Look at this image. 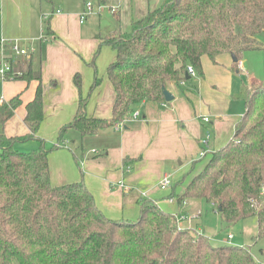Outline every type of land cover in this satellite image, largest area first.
Masks as SVG:
<instances>
[{
  "label": "trees",
  "instance_id": "1",
  "mask_svg": "<svg viewBox=\"0 0 264 264\" xmlns=\"http://www.w3.org/2000/svg\"><path fill=\"white\" fill-rule=\"evenodd\" d=\"M262 38L264 0H166L134 22L130 34L102 44L117 54L108 68L116 94L112 118L87 117V99L81 98L76 118L61 130L60 139L69 128L85 137L124 124L145 102L167 104L164 91L171 84L193 80L187 78L189 67L202 77L205 56L217 62L229 55L239 63L245 51L262 49ZM18 69L23 72L19 79L39 86L27 106V136L4 132L22 103L20 96L0 103V264H257L251 248L215 245L181 228L177 216L151 201L142 204L137 221L111 220L83 182L54 186L48 150L16 148L35 139L44 119L40 73L25 64ZM100 82L95 76L91 89ZM75 84L80 90L78 76ZM235 97L246 102V111L233 139L211 155L178 202L199 199L213 206L226 228L255 217L259 241L264 239V86H245Z\"/></svg>",
  "mask_w": 264,
  "mask_h": 264
},
{
  "label": "crops",
  "instance_id": "2",
  "mask_svg": "<svg viewBox=\"0 0 264 264\" xmlns=\"http://www.w3.org/2000/svg\"><path fill=\"white\" fill-rule=\"evenodd\" d=\"M165 1L0 0V39L16 40L23 48L34 50L30 57L15 59L40 73L43 89V122L35 139L18 145L31 151L44 146L52 184L83 182L106 218L137 221L142 204L151 201L177 216L181 228L203 234L213 243L216 226L203 218L204 202L187 199L179 204L178 198L207 165L208 161H201L233 139L246 111V102L235 96L245 86L252 89L263 85L246 69L242 57L244 71L229 55L218 57L217 62L205 56L202 77L197 75L181 86L171 84L168 91L173 101L142 103L124 124L85 137L69 128L60 139L61 130L76 118L81 98L87 99V117L112 118L116 94L108 68L117 54L102 44L111 37L130 34L134 22ZM88 2L93 3L94 11L82 21ZM112 8L117 11L111 12ZM77 76L80 90L75 84ZM95 76L101 82L92 90ZM38 86L37 81L22 79L0 82V103L16 96L22 102L5 125L8 137L31 134L25 118ZM205 117L209 123L204 122ZM208 132L211 136L204 145ZM165 177L171 183L163 188ZM234 239L227 237L223 244H232Z\"/></svg>",
  "mask_w": 264,
  "mask_h": 264
},
{
  "label": "rangeland",
  "instance_id": "3",
  "mask_svg": "<svg viewBox=\"0 0 264 264\" xmlns=\"http://www.w3.org/2000/svg\"><path fill=\"white\" fill-rule=\"evenodd\" d=\"M261 42L263 44L262 49L245 51L241 57L246 69L250 71L252 76L256 77L261 84L264 85V38H262ZM242 77L245 80L247 79L244 75H242ZM16 148L24 152L31 151L29 149H32L24 147L22 144H17ZM209 160L210 158L208 157L201 161V163L205 164L207 161L209 162ZM202 216L203 218L206 217L208 220L215 223V233L217 235L211 236V238L214 239L213 244L218 246L224 245L223 243L226 242L228 235L232 233L235 237L233 243L231 244L232 246H246L251 248V252L255 257L257 264H264V256L261 253V250L264 249V239L259 241H256L255 239L258 234V224L255 217L240 222L230 228H226V226L219 220V217L214 213L211 205H208L207 203L203 204ZM195 228L196 225L194 226V229Z\"/></svg>",
  "mask_w": 264,
  "mask_h": 264
},
{
  "label": "built area",
  "instance_id": "4",
  "mask_svg": "<svg viewBox=\"0 0 264 264\" xmlns=\"http://www.w3.org/2000/svg\"><path fill=\"white\" fill-rule=\"evenodd\" d=\"M94 11L93 3L88 2L87 8L85 12L83 13L81 19L82 21L86 20V18L92 14ZM111 12H116V8L110 9ZM9 51L10 55H7L5 52ZM31 53H34V50L30 51L28 48H23L20 43L16 40H6L1 38L0 39V82H5L8 80L13 79H19L23 77V72L19 70L18 68L22 65L20 61L15 59V56H21V57H30ZM239 67L243 69L242 63L239 62ZM244 71V69H243ZM187 74L191 77H196L197 74L195 70L192 67H189L187 70ZM248 75V72H246ZM184 84V83H182ZM138 114H134V117L136 118ZM204 122L209 123L210 119L208 117L203 118ZM211 134L210 132L207 133L206 139L202 142L204 145H208V139L210 138ZM171 180L169 177H165L161 185L163 188H166L170 185ZM128 190V188H127ZM234 238L233 235L228 236V240L231 241Z\"/></svg>",
  "mask_w": 264,
  "mask_h": 264
},
{
  "label": "water",
  "instance_id": "5",
  "mask_svg": "<svg viewBox=\"0 0 264 264\" xmlns=\"http://www.w3.org/2000/svg\"><path fill=\"white\" fill-rule=\"evenodd\" d=\"M233 60L234 62H237V59L235 57H233ZM187 78H189V75H187ZM164 96H165L166 102H171L174 100V96L168 90L164 91Z\"/></svg>",
  "mask_w": 264,
  "mask_h": 264
}]
</instances>
